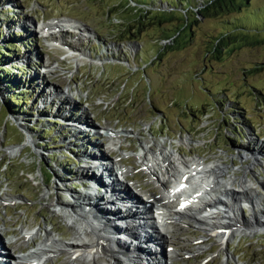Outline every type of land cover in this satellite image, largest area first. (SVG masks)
Listing matches in <instances>:
<instances>
[{
    "label": "rangeland",
    "instance_id": "rangeland-1",
    "mask_svg": "<svg viewBox=\"0 0 264 264\" xmlns=\"http://www.w3.org/2000/svg\"><path fill=\"white\" fill-rule=\"evenodd\" d=\"M0 1H4L0 9V26L5 37L26 46L19 50V56L29 52L37 57V61L44 60L46 64L48 60L54 62L57 73L42 76L46 84L43 89L48 90V85L64 89L72 86L78 93L76 99L79 102L71 103L76 106L69 116L71 120L81 115L85 121L93 118V123L103 127L121 122L122 129L140 131L139 136L133 134L132 141L122 142L124 146L132 144L137 152L142 141L153 144L157 140L167 147L174 142L175 149L184 155L196 154L213 161L221 157L234 170L242 166V156L247 157L248 153L253 156L252 149L258 145L264 146V97L257 96L251 87H258L264 95V32L252 35L248 42L242 41L216 58L208 56L206 49L207 40L214 42L222 30L217 17L202 18L198 24L192 21L190 27L177 34L178 29L174 25L180 22L176 19L186 10H173L167 2L160 4L156 0V6H147L135 0ZM251 2L249 6L253 7L264 4V0ZM7 3L9 5L5 7ZM162 10L167 12L160 16L158 12ZM66 16L79 20L93 32L90 44L88 40L80 41L81 37L75 39L63 32L48 40L41 37L39 27L43 20L44 23H52ZM223 18L226 16L222 15L219 21ZM7 19H11L13 24L7 23ZM168 35L175 36L168 40ZM62 40L78 46L77 49H83L85 54L68 57L69 49ZM51 42L56 46H51ZM15 56L16 53L13 58ZM29 64L24 67L26 62L23 61L22 66L28 69L32 62ZM43 68L41 64L39 69L29 70L26 78L37 71L43 74ZM13 72L17 74L16 69ZM0 96L4 98L1 90ZM27 98L29 101L25 109L33 117L30 125L35 129L34 133L31 131L35 140H31L33 148L28 146L22 156L14 155L16 150L11 152L19 137L11 124H7V132L2 134L0 114V189H8L11 198L16 199L15 203L6 206L0 202V221H5L7 227L2 235L6 239L14 231L19 233L16 229L28 223L31 228L42 226L53 229L58 238L71 241V223L62 217L60 210L57 212V203L70 208L73 202L67 203L66 200L89 189L85 187L87 184L84 179H88L92 172L83 175L79 171L85 164L80 153L86 147L84 149L80 147L81 143L74 142L75 135L69 132L70 127L69 130H62L61 126L65 125L62 120H53V116L42 109V95L38 97V104L34 102L35 97ZM62 99L59 96L55 102L59 103ZM102 99L105 100L104 104H101ZM68 100L66 98L62 103ZM223 100L228 103L218 105ZM60 115L64 116L63 113ZM232 126L239 130L243 140L231 142ZM47 130L51 132L50 137ZM41 139L42 142L37 145ZM86 140L91 142L90 137ZM111 156L118 159L119 154L112 153ZM260 160L261 164H257L254 169L262 181L264 157ZM245 161L253 162L254 156H248ZM134 162L138 165L137 161ZM148 178L149 174L138 171L128 175V179L146 184L148 190L155 192ZM250 179H253L252 175ZM76 182L82 186L78 188L74 185ZM255 186H258L259 191L256 193L264 203V185L257 182ZM82 214L90 217V222L97 230L98 240L106 246L102 227L94 223L91 215ZM243 217L254 218L249 211ZM261 231H264V227ZM170 235V240L176 244L183 243L176 237L186 235L190 240L186 244L189 245L187 249L190 250L196 247V239L205 234L197 228L187 227L179 234L174 230ZM39 241L38 238L30 244L26 242L17 249L13 248L14 245L9 247L13 253L19 254L21 250L28 252ZM206 241L203 244L210 249L199 256L185 261L173 257L169 261L177 264L225 263L224 251L210 256L220 249L215 237H209ZM229 250L235 255V260L231 258L230 264L237 261L264 264V235H238L230 242ZM59 255L54 262L49 261L47 264H70L66 254Z\"/></svg>",
    "mask_w": 264,
    "mask_h": 264
},
{
    "label": "bare ground",
    "instance_id": "bare-ground-1",
    "mask_svg": "<svg viewBox=\"0 0 264 264\" xmlns=\"http://www.w3.org/2000/svg\"><path fill=\"white\" fill-rule=\"evenodd\" d=\"M12 4L13 3L10 4V7H12ZM2 8L3 3L1 4V9ZM53 24L56 27V23ZM44 26L45 28H43L47 30L54 28L52 23H46ZM43 28L42 30H44ZM25 30L27 29L25 28ZM88 32L92 31L89 30ZM61 42L64 45L69 46L67 41L62 40ZM51 45H53V43ZM25 47L26 46H22V48ZM20 48L21 46H19L18 50H20ZM79 52L81 54H85L84 50H80ZM37 55L39 56V54ZM26 57L29 60H34L35 56H32L29 52H27L25 55H17V58L20 59L19 62L26 61ZM35 58L37 59V57ZM35 77L36 74L32 75L31 79L36 82V86H39L38 89L35 87L37 89V96L39 97L42 95V100L44 102L53 101V99H55L58 95V87L56 85H48L49 91L46 89L44 90L43 88H46V84L41 83V78ZM62 102L56 103L53 111L60 117V119L67 120L70 114L76 110V106L69 103L70 99L67 101L68 103ZM61 113H63L64 116L60 115ZM15 116L24 124H27V120L17 115ZM88 121H85L81 115H79L78 119H74L72 122H69V126L68 124L61 126L62 130H69L68 127H70L69 132H72L76 136V138L81 143L80 147L84 149L86 146H88L86 141V133L93 128V126ZM130 135L131 133L127 130H113L108 128L103 136L109 139V149L116 150L113 148V146L120 145V142L123 140V136L128 137ZM28 140L30 142V139ZM92 145L94 146V144ZM92 145H90V150L92 153H83L84 157L88 159V162L83 163H87L88 165L83 164L85 166H81L79 171L83 175H85V172L89 174L92 172L89 177L99 178L97 181L101 186L106 188L104 189L105 191L100 187L97 190L96 187L98 194L93 190H90L74 197L73 201L71 198L67 199L68 202H73L72 207L70 208H67L60 202L57 203L59 207H57V212L60 210L62 217H65L69 223H71V230L73 232L71 241H65L58 238L52 229H44L42 226L39 228H31L29 227L28 223H24L26 226L21 225L19 229L11 228L14 230H19V233L14 231V233L6 239L0 236V248L1 250H6L12 254V260L14 264H46L48 261L54 262L57 258H59V254L62 253L68 256L70 264H120L119 262L126 260V254L133 255L134 252L144 255L148 264H151L154 259L151 256H155L156 254L150 251V247L148 245H154V239L149 236L140 240L139 234H141L144 230L151 229V232L156 233L157 236H159V233L157 232L165 234L166 238L161 237V239H166V241H169L168 235L171 231L169 219L176 221V219H180L181 217L193 220L197 227L205 231L206 235L215 237L216 241L221 246L220 251L226 250L224 252V255L226 256V262L221 264H230L231 258L235 260V255L232 253V251H229L230 242L238 235H249L250 233L254 234L255 236V234L258 233L260 229H262L257 220V223H254L253 221L244 218L243 216L245 215V211L242 210V206H239L242 196L244 200L243 203H252L253 212L255 211V205L253 203H260L259 200L261 199H259V195L255 193V190H253V186H251L252 181L248 177L252 175L256 182L264 185V180L261 181L259 178H257V172L254 169L257 164H261L260 158L264 157V146L262 145H258L256 148L252 149V152L254 153L253 162L247 163L245 161V158L248 156L251 158L253 157L252 155H248L247 157L242 156V166L240 169L234 170L230 168L229 163L223 162L221 157L214 161H207L205 157L201 158V156L200 159L193 158L191 160L182 158L183 160L177 164L174 163L170 158L172 155L175 157L176 151L173 146L168 148L164 147L158 142H154L156 148H152L142 142V149L137 154V157L141 159L143 165L141 170L148 172L156 183H165V179L161 181L160 178L155 175V173H158V169L161 170V168H163L168 171V174H170L172 178L170 180L173 182L171 188L168 187V198H175L181 190L180 184L182 182H186L187 187L186 189H183V192H185L186 195L190 197V201L192 202L186 205V209H184L185 205L182 203L178 206L179 209L172 210L171 212L168 211V205L164 203L167 202L165 197L161 195L155 197L147 196V199L151 201V204L154 205L155 210H153V215L156 218L154 222L146 221L147 223L151 224L149 229H146L147 226L143 223H138V221L142 220V217L145 214L143 213L140 215V208L137 209L134 207L136 204L139 206L136 198L134 200V197H130L125 191L126 188L119 185L120 181L117 175L126 178L127 173L130 171L124 165L115 163L116 169L114 167L111 168V172L109 170V166L107 164L104 165L106 156L97 150H94V147H97H93ZM15 150V148L11 149V152H14ZM175 158H177V156ZM95 159L99 161L97 164L94 162ZM161 164H164V166ZM95 167L96 169H94ZM94 173H98V175L95 176L93 175ZM112 173L116 175V181L119 182L118 184L114 183ZM81 178L83 179V177ZM129 183L133 185L132 181ZM177 184H179V186ZM229 187L238 190H235L237 194L232 192V189ZM217 188L222 195H224L226 190L232 193L234 203L228 204L227 211L217 207H215V209L211 208L212 210L208 209V211L206 209H201V207H199L200 205L198 201L203 196V189L207 190L206 197H210L212 201L215 199H217L215 201H218L219 197H214L212 194ZM239 190L244 191L243 195H240L241 193ZM112 193L113 196H110ZM109 197H113L116 202H124L125 206L122 208V212L120 209H115V202L111 203L110 205L113 210L109 207L110 203L107 200ZM1 199L6 201V199L3 197H1ZM188 209L191 211V213H185V211ZM82 212L91 215L94 219V223L99 224L102 227V230L104 231V238L107 244L106 246L104 242L98 240L99 237L96 232L97 230H95L94 225H92L90 222V217L82 214ZM185 214L186 216H184ZM260 214L261 217H264V211H261ZM147 216H150V212L147 213ZM130 217H134L135 219L132 222H129L130 225H128L126 220ZM5 225L6 222H4V224L0 223V231L6 228ZM156 229L159 231L155 232ZM139 231L140 233H138ZM38 238L40 241L37 242L35 246H31L32 249L28 252L21 250L19 254H16L10 250L11 246L9 247V245H14L13 248L17 249L26 242V244L35 242L38 240ZM130 240H136L137 243L133 244ZM202 248L203 250L206 248L208 249V247ZM8 252L6 254L3 253V259L8 254ZM215 254V252L212 253V255ZM0 264L2 263L0 262ZM5 264L7 263L5 262ZM125 264L131 263L126 262ZM234 264L244 263L237 261Z\"/></svg>",
    "mask_w": 264,
    "mask_h": 264
},
{
    "label": "trees",
    "instance_id": "trees-1",
    "mask_svg": "<svg viewBox=\"0 0 264 264\" xmlns=\"http://www.w3.org/2000/svg\"><path fill=\"white\" fill-rule=\"evenodd\" d=\"M141 5L156 6V0H135ZM160 4L164 2L169 3V8L186 10L184 14L180 13L176 19L180 24L175 23L177 34L182 33L187 26L190 27L192 21L194 24L201 22L202 18L217 17L222 27L219 37L214 38V42L207 40L208 45L206 53L208 56H215L224 54L231 47H237L240 42H248L252 35L264 32V4L262 6L252 5V0H158ZM201 6H199V5ZM198 5V6H197ZM167 11H159L158 14L165 15ZM232 17H228L229 15ZM224 15L221 21L219 19ZM220 17V18H218ZM176 25H179L178 27ZM172 30V29H171ZM252 30H255L252 32ZM175 35H168L167 39ZM14 42L5 37L0 26V90L4 94V99L7 104L17 116L29 113L25 109L29 99V93L24 88L27 87V79L15 74L13 69L16 68V56L13 50ZM12 55V56H11ZM14 65V66H13ZM18 71V70H17ZM259 97H264L263 92L256 87L251 86ZM27 95V96H26ZM220 106L228 101L218 102ZM236 105V104H235ZM26 111H23V110ZM39 123V122H38ZM234 135L241 136V133L236 127L232 126L230 130ZM50 137V131L47 130ZM43 139V136H42ZM239 139V138H237ZM234 143L233 139H230Z\"/></svg>",
    "mask_w": 264,
    "mask_h": 264
},
{
    "label": "water",
    "instance_id": "water-1",
    "mask_svg": "<svg viewBox=\"0 0 264 264\" xmlns=\"http://www.w3.org/2000/svg\"><path fill=\"white\" fill-rule=\"evenodd\" d=\"M0 114L2 115V121L0 120L2 123L1 126L3 127L2 134H5V132H7V124H11V126L14 127L19 138L16 143H14L12 148L16 149V153L14 155L22 156L23 154H25V150L29 148L28 146H31V148H33V145L32 142H29V138L24 127L19 121L16 120L10 107L5 102L3 96H0Z\"/></svg>",
    "mask_w": 264,
    "mask_h": 264
}]
</instances>
